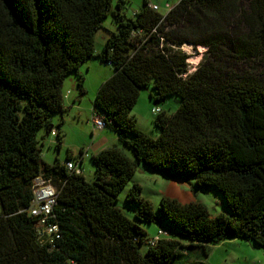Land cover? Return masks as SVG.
I'll list each match as a JSON object with an SVG mask.
<instances>
[{"label": "trees", "instance_id": "trees-1", "mask_svg": "<svg viewBox=\"0 0 264 264\" xmlns=\"http://www.w3.org/2000/svg\"><path fill=\"white\" fill-rule=\"evenodd\" d=\"M113 1L0 0V264H208L210 245L229 238L264 247V0H180L166 15L146 0L135 17L128 0ZM111 13L119 29L96 51ZM186 44L205 48L194 70ZM92 58L115 68L94 112L123 147L94 153L89 181L59 159L46 162L39 135L57 129L62 146L64 120L56 127L53 117L68 110L65 81L76 73L84 93L81 67ZM150 84L156 103L181 98L176 111L158 112L157 137L132 114ZM141 164L214 187L228 211L170 196L155 205L134 182L131 218L120 194ZM40 174L58 189L53 243L40 241L28 211ZM155 222L149 237L144 223Z\"/></svg>", "mask_w": 264, "mask_h": 264}, {"label": "rangeland", "instance_id": "rangeland-1", "mask_svg": "<svg viewBox=\"0 0 264 264\" xmlns=\"http://www.w3.org/2000/svg\"><path fill=\"white\" fill-rule=\"evenodd\" d=\"M146 0H128L125 12L128 17H135L136 13L143 7ZM160 6V12L166 15L168 11L177 5L180 0H148ZM117 0L113 1V7H116ZM119 25L112 17V13L103 21V26L96 35V51H101L106 43V38L111 32L118 31ZM184 49L191 54L189 59L191 69L194 70L198 64L205 59V48L195 49L193 45L186 44ZM84 75L85 92L79 89H73L74 101L71 98L66 99L67 105L70 107L65 113L53 117V123L56 127L63 119L64 124L61 125V131L64 139L62 146L58 148V138L48 135L42 140L43 132L39 135L41 154L43 159L48 163H54L57 159L66 163L68 157L73 162L80 160L82 157V149L86 151L82 170L85 177L89 181L95 179L96 168L92 162L91 156L107 147L119 145L118 134L110 128H98L95 125L94 118L97 114L94 112V101L100 86L107 81L115 72V68L107 63H103L99 58H92L84 63L81 67ZM75 77L76 73L70 74L66 79L65 93L69 87L71 77ZM76 78V77H75ZM79 79V78H78ZM77 81V80H76ZM152 84L141 90L138 102L133 108L132 114L137 119L138 126L148 134L157 137L160 133L156 126L155 119L158 113L153 111L154 107H160L161 110L172 113L178 109L181 104V98L178 95L168 96L164 101L156 103ZM44 141V142H43ZM132 155V152L127 149ZM138 182L143 187V196L155 205H159L163 196L177 198L183 203L191 201L204 202L210 212L215 215L220 212L228 211L222 194L214 187L199 186L195 180L186 178H172L157 172L147 165L141 164L128 186L120 194V205L124 211L131 217H134V210H131L125 201L127 189L134 183ZM164 227L170 229V225L163 221ZM144 226L148 230V236L153 237L158 233L161 226L159 222L146 224ZM182 241L189 242L186 237L180 236ZM146 250V245L143 246ZM200 252V250H197ZM201 253V252H200ZM202 256V255H201ZM208 264H264V247L255 245L252 241L243 238H229L219 243L211 244L210 251L206 257H203Z\"/></svg>", "mask_w": 264, "mask_h": 264}, {"label": "built area", "instance_id": "built-area-1", "mask_svg": "<svg viewBox=\"0 0 264 264\" xmlns=\"http://www.w3.org/2000/svg\"><path fill=\"white\" fill-rule=\"evenodd\" d=\"M150 5L154 10H160V6L158 4L150 2ZM153 111L158 113L161 111V108L154 107ZM94 122L96 127L106 128L104 118L96 116L94 118ZM52 135H57V129L52 131ZM66 166L71 171H76L77 173L82 172V169L77 161L73 162L72 160H69L66 162ZM57 198L58 189L53 184L51 178L44 176V174L38 175L34 179L33 199L28 211L31 215L38 219V235L42 243H53L55 239L60 237L59 226L50 221L53 217V210L57 202Z\"/></svg>", "mask_w": 264, "mask_h": 264}, {"label": "crops", "instance_id": "crops-1", "mask_svg": "<svg viewBox=\"0 0 264 264\" xmlns=\"http://www.w3.org/2000/svg\"><path fill=\"white\" fill-rule=\"evenodd\" d=\"M70 79H71L70 82L72 83V87H69L67 93H65V88H64V93H65V103L67 102V101H66L67 98H71V101H72V100H73V101L75 100V99L73 98V95H72V93H73L72 90L75 89V88H76V90L78 89V88H77V81H76V78L72 76ZM66 82H67V81H66ZM66 82H65V84H66ZM64 87H65V85H64ZM66 106H67L68 109H70V107L67 105V103H66ZM62 117L64 118V115H62ZM53 136H54V135H53ZM85 153H86V151H84V150L82 149V151H81L82 157H81L80 160H78V161H80V162L82 161V163H83L84 157L87 156V155H85Z\"/></svg>", "mask_w": 264, "mask_h": 264}, {"label": "water", "instance_id": "water-1", "mask_svg": "<svg viewBox=\"0 0 264 264\" xmlns=\"http://www.w3.org/2000/svg\"><path fill=\"white\" fill-rule=\"evenodd\" d=\"M48 134H50V131L48 132Z\"/></svg>", "mask_w": 264, "mask_h": 264}]
</instances>
